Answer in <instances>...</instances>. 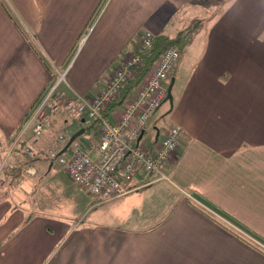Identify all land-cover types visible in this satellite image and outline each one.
I'll use <instances>...</instances> for the list:
<instances>
[{
	"label": "crops",
	"instance_id": "1",
	"mask_svg": "<svg viewBox=\"0 0 264 264\" xmlns=\"http://www.w3.org/2000/svg\"><path fill=\"white\" fill-rule=\"evenodd\" d=\"M101 1L0 0V159L59 73L63 89L91 98L144 31L175 27L174 37L195 20L184 19L191 0ZM187 47L164 111L184 129L168 179L98 206L74 229L80 188L61 167L65 178L51 175L46 150L55 134L83 126L57 116L36 157L22 149L28 128L0 177V264H264V0L223 4ZM147 127L153 150L166 129ZM51 191L70 203L64 214Z\"/></svg>",
	"mask_w": 264,
	"mask_h": 264
},
{
	"label": "built area",
	"instance_id": "2",
	"mask_svg": "<svg viewBox=\"0 0 264 264\" xmlns=\"http://www.w3.org/2000/svg\"><path fill=\"white\" fill-rule=\"evenodd\" d=\"M153 38L151 31L140 34L135 50L115 67L104 87L91 98L63 89L65 72L59 73L34 105L6 149L7 153L14 151L24 132L31 128L32 134L22 149L27 156L36 157L39 152L34 143L61 115L66 121L83 126L84 130L86 126H92L95 133L84 131L67 145V131L59 132L48 146L46 156L56 160L73 183L93 196L92 206L125 196L153 182L167 180L163 169L176 152L184 129L173 125L164 130L162 140L153 150L146 146L144 138L150 134L147 127L149 119L167 96L168 83L181 51L174 46L166 48L140 84L123 101L120 98L134 77V69L144 64ZM110 106L113 109L107 112ZM23 174L33 177L36 170L27 166ZM135 179L138 181L136 184Z\"/></svg>",
	"mask_w": 264,
	"mask_h": 264
},
{
	"label": "rangeland",
	"instance_id": "3",
	"mask_svg": "<svg viewBox=\"0 0 264 264\" xmlns=\"http://www.w3.org/2000/svg\"><path fill=\"white\" fill-rule=\"evenodd\" d=\"M229 1L230 0H191L189 2V4H188L189 7L187 6L184 9V11H187V14L184 17V19L185 20L191 19V18H192V20L195 19L194 22L192 23V28H193V31H192V34H191L192 43H194V41H196V40H199L200 38H203V30H204L205 26L207 25V19L212 14L217 13L221 9L222 5L225 4V3H228ZM199 23H201V24H199ZM177 26H178V29H180L179 25H177ZM196 26H200V27H198L197 31H195V27ZM171 29H172V31L169 32L168 34L174 35L175 32H173V31H175V27H173ZM198 33H199V35H197ZM191 40H190V42H191ZM189 44H187V45H189ZM187 45L182 50L184 56H185V54L187 52V49H188ZM78 50H79V48H77L72 53V55H73L72 58H71L72 60H73V57L75 56V54L77 53ZM180 60H182V59H180ZM177 86H178V84H176V87L173 88V90H172V95L173 96H175V94H176ZM169 107H170L169 104L167 102H164L162 104V106L159 108V110L155 113V115L154 114L152 115V119H149V120L151 122H156V124L162 129H167V128L171 127L173 125L172 118L168 114H164L165 109H167ZM56 118H55V120H56ZM144 142L145 143L146 142L150 143L149 142V138L148 137L144 138ZM18 145H19V143H18ZM142 145H143V142H142ZM10 153L8 154L7 151H4L3 152V156L0 159L1 163H3V161L5 160L4 164H2V166L0 165L1 166V168H0V177L3 175V173L5 171V168L7 167L8 162H9V160L11 158L10 157ZM53 162H54V167H53V171L51 172V175H53V176L54 175H59V176L65 178L66 176H65L64 172L62 171V169L60 168V166L57 163V161L54 160ZM74 185L77 187L76 184H74ZM55 192H57V191H51V193H50V197L52 199V205L54 207L60 206L61 207V211L63 212L62 214H64L65 212H67V208L70 205V203H68V201L65 202V200L62 199V203L56 204L55 198L56 197L58 198V196H56V194H54ZM79 192H80V195L82 196L80 198L81 199L80 203L79 204L78 203L75 204V201H74L73 204H72V209L74 211L72 210L71 218L73 219V223H75L77 221V219H79V222L75 226H73L74 229L78 225H80L81 222H82L81 225H84L86 223V221L90 218V215L92 213H94L95 211H97L98 206H100V205L92 206V201H93L94 198L87 191H85L84 189L80 188ZM47 195H48V193H47ZM119 198H121V197H119ZM119 198H116V199H119ZM116 199H113V200H116ZM66 204H67V206H66ZM103 204H105V203H103ZM82 208H83V210H82ZM46 211H48V210H46ZM252 242H254V241H252Z\"/></svg>",
	"mask_w": 264,
	"mask_h": 264
},
{
	"label": "trees",
	"instance_id": "4",
	"mask_svg": "<svg viewBox=\"0 0 264 264\" xmlns=\"http://www.w3.org/2000/svg\"><path fill=\"white\" fill-rule=\"evenodd\" d=\"M104 2V0H102ZM101 1V2H102ZM101 6V3L99 4V6L96 8L95 12H93L91 19H90V24H92V22L94 21L98 10ZM193 28H185L182 31H179L176 36L171 37L168 34H159L154 36L153 38V43H152V48L149 52V54L147 55L144 64L142 66L136 67L134 69V77L133 79L125 86V88L122 91V94L120 96L121 101H123L127 95L134 90L139 84L140 82L143 80V78L145 77V75L149 72V70L151 69L153 63L155 62V60L158 58V56L168 47L170 46H174L177 47L181 52L183 50V48L190 43L191 40V34H192ZM73 55L70 56L68 63L70 62L71 58ZM121 104V102L119 103ZM51 160V159H50ZM221 211V210H220ZM222 212V211H221ZM207 216L211 217L209 214H207L206 212H204ZM225 216L229 217L232 221H234L236 224H238L239 226H241L242 228H244L245 230L249 231L250 230L244 226L243 224H241L239 221H237L235 218H233L232 216L222 212ZM211 219H213V217H211ZM215 220V219H213ZM217 221V219L215 220ZM221 223V222H220ZM222 224V223H221ZM255 234V233H254ZM248 242V241H247ZM249 243V242H248Z\"/></svg>",
	"mask_w": 264,
	"mask_h": 264
},
{
	"label": "water",
	"instance_id": "5",
	"mask_svg": "<svg viewBox=\"0 0 264 264\" xmlns=\"http://www.w3.org/2000/svg\"><path fill=\"white\" fill-rule=\"evenodd\" d=\"M173 84H174V78H171V81H170V84L168 86V89H167V96L164 100V102H167L170 107L173 106V96H172V87H173ZM84 128H81L79 129L77 132H75L68 140V144L69 145L76 137H78L79 135H81L83 132H84ZM142 134L139 136L138 140L141 138Z\"/></svg>",
	"mask_w": 264,
	"mask_h": 264
},
{
	"label": "flooded vegetation",
	"instance_id": "6",
	"mask_svg": "<svg viewBox=\"0 0 264 264\" xmlns=\"http://www.w3.org/2000/svg\"><path fill=\"white\" fill-rule=\"evenodd\" d=\"M170 82L168 83V86H169Z\"/></svg>",
	"mask_w": 264,
	"mask_h": 264
}]
</instances>
